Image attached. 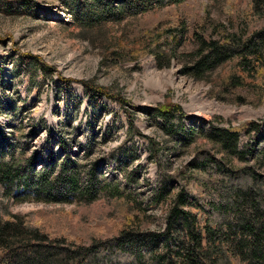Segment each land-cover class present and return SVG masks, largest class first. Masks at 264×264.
Returning a JSON list of instances; mask_svg holds the SVG:
<instances>
[{"label": "trees", "instance_id": "16d2710c", "mask_svg": "<svg viewBox=\"0 0 264 264\" xmlns=\"http://www.w3.org/2000/svg\"><path fill=\"white\" fill-rule=\"evenodd\" d=\"M182 1L75 0L69 12L81 34L90 37L109 23ZM4 3L13 11L32 7L29 0ZM253 11L251 19L237 24L197 21L192 30L194 45L189 49L180 48L188 29L186 22H179L146 30L133 44L114 39L107 46L111 53L103 58L136 60L149 53L158 67L177 63L180 73L200 80L220 68L223 72L213 82L222 93L246 87L247 93L237 97L262 103L264 26L250 28L259 16ZM51 68L42 63L44 71ZM81 83L87 95H102L122 108L129 139L134 135L147 138L156 165L149 198L153 206L165 204L162 225L158 231L142 227L150 214L126 193L132 173L124 174L119 184L102 177L94 165L82 168L61 131L57 132L59 150L55 152L52 146L47 152L42 150L50 162L38 169L33 168L32 157L16 153L14 144L7 141L0 149V264H264V120L249 119L233 126L198 119L188 125V113L169 98L143 108L142 112L158 118L162 135L176 139L179 153L192 149L184 166L170 170L165 157L168 147L139 130L135 110L120 91L93 79ZM241 133L252 143L242 144ZM5 135L0 128V136ZM20 188L54 202L89 204L104 199V208H91L84 215L115 219L116 233L89 242L53 234L52 230L69 224L68 212L62 208L13 211L9 200ZM37 214L39 223L34 220Z\"/></svg>", "mask_w": 264, "mask_h": 264}, {"label": "rangeland", "instance_id": "374dc122", "mask_svg": "<svg viewBox=\"0 0 264 264\" xmlns=\"http://www.w3.org/2000/svg\"><path fill=\"white\" fill-rule=\"evenodd\" d=\"M4 1L7 0H0V128L6 135L0 136V149L7 141L12 142L15 152L32 157V166L38 169L50 162L42 150L47 152L51 146L55 152L59 150L57 132L61 131L82 168L94 165L102 177L119 184L124 174L132 173L125 184L126 193L141 202L150 214L142 225L145 229L159 230L165 207L150 203L156 165L147 138L134 135L129 139L128 121L122 108L102 95H87L81 80L93 79L109 85L129 100L139 130L168 147L165 157L170 170L184 166L192 149L179 153L176 139L162 135L156 124L158 118L142 112L143 108L169 98L188 113L185 119L188 125L198 119L233 126L249 119L264 120V102L253 104L237 97L238 93L242 96L247 93L246 87L222 93L221 87L213 82L223 72L220 68L200 80L180 73L177 63L158 67L149 53L136 60L111 55L103 58L111 53L109 45L114 39L133 44L144 31L157 26L186 22L188 31L182 49L194 45L192 30L197 21L212 19L237 24L251 19L250 11L255 8L259 16L251 21L250 28H260L264 26V0H183L109 23L90 37L81 34L71 21L69 5L75 4V0H29L32 7L23 11L7 10ZM42 63L52 68L44 71ZM219 116L221 119H214ZM48 140L50 145L44 146ZM248 140L249 136L241 133V143ZM9 202L16 212L62 208L68 212L69 224L51 232L77 241L104 239L116 233L115 219L84 215L91 208H104V199L89 204L54 202L20 188ZM34 220L39 223L40 216L37 214Z\"/></svg>", "mask_w": 264, "mask_h": 264}]
</instances>
